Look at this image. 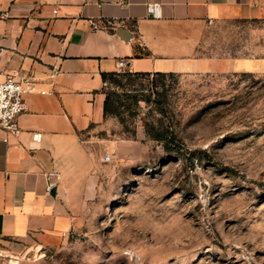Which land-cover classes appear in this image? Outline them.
<instances>
[{"label": "rangeland", "instance_id": "1", "mask_svg": "<svg viewBox=\"0 0 264 264\" xmlns=\"http://www.w3.org/2000/svg\"><path fill=\"white\" fill-rule=\"evenodd\" d=\"M203 40L264 61V21ZM108 83L116 112L82 136L93 166L72 230L47 247L0 240V264H264V67Z\"/></svg>", "mask_w": 264, "mask_h": 264}, {"label": "crops", "instance_id": "2", "mask_svg": "<svg viewBox=\"0 0 264 264\" xmlns=\"http://www.w3.org/2000/svg\"><path fill=\"white\" fill-rule=\"evenodd\" d=\"M151 4L160 16L149 15ZM0 12L9 14L0 19V78L30 77L50 92L27 95L19 135L0 128V240L47 247L72 230L82 206L76 193L93 166L82 136L106 122L103 75L117 72L119 59L133 73L264 67L203 51L214 24L264 21V0H0ZM50 172L61 175L54 195Z\"/></svg>", "mask_w": 264, "mask_h": 264}, {"label": "built area", "instance_id": "3", "mask_svg": "<svg viewBox=\"0 0 264 264\" xmlns=\"http://www.w3.org/2000/svg\"><path fill=\"white\" fill-rule=\"evenodd\" d=\"M122 4L123 0H117ZM159 5H149L148 12L151 17L160 16ZM8 13L0 12V19L8 18ZM4 49L0 46V62L4 57ZM117 73H133L131 69V63L126 59H119L117 62ZM108 81L104 82V88H108ZM40 93L50 94L46 90L38 88L37 82L30 77H16L8 74L4 78H0V128L3 129L10 136H17L20 133L19 119L20 116L26 111V97L29 94ZM41 134L34 133L33 140L35 142L41 141ZM112 155L107 153L104 158L105 162H110ZM61 179V175L58 172H50L48 174L47 191L51 192Z\"/></svg>", "mask_w": 264, "mask_h": 264}, {"label": "trees", "instance_id": "4", "mask_svg": "<svg viewBox=\"0 0 264 264\" xmlns=\"http://www.w3.org/2000/svg\"><path fill=\"white\" fill-rule=\"evenodd\" d=\"M114 74H119L117 72L115 73H110V74H104L103 78L105 81H108ZM133 74H137L139 76H150V75H155L157 77L160 78V82L161 84L164 86V80L167 77H171L176 75L175 73H164V72H158V73H133ZM104 112H105V117H107L110 113H115L116 112V107H115V99H114V93H106V99H105V106H104ZM155 139L160 140V141H164V138L160 135H156Z\"/></svg>", "mask_w": 264, "mask_h": 264}, {"label": "water", "instance_id": "5", "mask_svg": "<svg viewBox=\"0 0 264 264\" xmlns=\"http://www.w3.org/2000/svg\"><path fill=\"white\" fill-rule=\"evenodd\" d=\"M125 33H126V31H121V32H120V35H121L122 37H124V38H125V36H124V35H125ZM56 190H57V189H56V187H55V188L52 190V192H51V193H52L53 195H54V194H56Z\"/></svg>", "mask_w": 264, "mask_h": 264}]
</instances>
